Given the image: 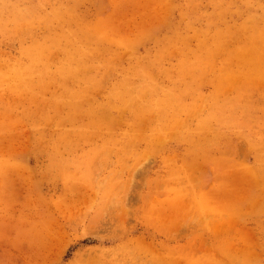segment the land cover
Listing matches in <instances>:
<instances>
[{"label": "rangeland", "instance_id": "obj_1", "mask_svg": "<svg viewBox=\"0 0 264 264\" xmlns=\"http://www.w3.org/2000/svg\"><path fill=\"white\" fill-rule=\"evenodd\" d=\"M0 264H264V0H0Z\"/></svg>", "mask_w": 264, "mask_h": 264}]
</instances>
